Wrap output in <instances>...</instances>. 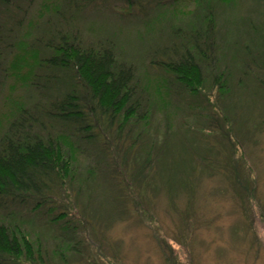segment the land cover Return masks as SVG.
<instances>
[{
    "label": "rangeland",
    "instance_id": "374dc122",
    "mask_svg": "<svg viewBox=\"0 0 264 264\" xmlns=\"http://www.w3.org/2000/svg\"><path fill=\"white\" fill-rule=\"evenodd\" d=\"M61 1L34 0L22 24L26 26L30 20L35 25L42 23L48 7L51 9L53 4ZM165 2L160 0V3ZM142 4L145 6L141 9L143 19L140 21L137 7L128 9L119 0H94L93 7L81 3L78 11H72L74 15L68 25H65V18L61 22L66 31L77 32L84 43L110 39L120 59L136 69L138 86L147 90L149 97L155 100L156 110L149 114L151 121L144 129L149 135L146 144L151 145V139L154 144L163 143L168 135L166 157L162 160L160 176L152 174L140 187L142 195L136 193L142 205L134 207L132 203L138 200L133 194H126L130 197L128 214L116 215L111 201L116 189L98 178L92 183L89 181L90 190L95 195L87 213L83 210L86 199L82 195L78 201L74 193L69 197L57 195L52 198L54 205L65 203L72 206L67 213L75 224L69 225L71 230L65 235L60 228H52L35 217L31 202L24 200L17 206L7 200L0 212H11L23 230L41 240L49 252L47 264H264V87L258 90L256 97L253 92L256 83L243 72L247 67L250 76L262 78L257 68L264 61V45L262 47L260 43L264 39V0H204L213 12L212 19L217 22L215 36L217 38L220 34L221 37L216 39L213 53V76L225 73L227 84L221 82L229 87L227 92L230 93L220 96L210 69H204L206 80L202 96L198 98L179 94L176 86L167 90L162 71L146 58L148 51L159 46L158 39L164 42L162 38H167L166 28L185 26L189 14L197 10V4L180 1L172 5L165 3V8L154 7L151 0H144ZM66 17L70 20L68 15ZM9 34L4 30V39ZM21 36L22 33L14 31L7 43L16 46ZM27 36L23 39L29 43L38 37L37 33ZM19 55V47H12L5 56L6 64ZM27 71L28 67L22 68L17 77L9 72V76L0 81V138L19 105L31 101L27 84L21 80ZM224 116L229 119L231 128L224 122ZM219 124L225 132L237 131V140L233 137L239 145L235 158L242 160L240 158L244 156L245 167L240 171L254 179V197L251 201L245 198L244 206L232 194L225 175L214 174L210 169L209 162H214L217 153L221 157L231 156L233 152L232 138L228 144L227 140L223 144L220 137L209 132L212 130L214 134L220 130ZM113 136L114 130H111L107 138L110 144L116 145L117 142H111ZM134 137L133 133L120 146H129ZM199 137L201 139L197 140ZM151 149L154 154L155 148ZM118 158H113L114 170L110 168L109 172L113 177L118 175L124 188L125 183L131 181L129 176L124 179L118 174ZM76 160L81 165L79 171L83 179L90 163L81 157ZM195 160L207 168L192 177L191 191H185L183 185L177 187L186 179L180 175L173 184L176 185L173 196L169 197L167 172L170 162L192 164ZM112 182L116 181L113 179ZM147 182L151 183L150 188L146 187ZM75 183H79L78 180ZM85 214L95 215L96 220L89 225H80L78 221L85 219ZM62 241L71 242L75 251L66 253Z\"/></svg>",
    "mask_w": 264,
    "mask_h": 264
},
{
    "label": "trees",
    "instance_id": "16d2710c",
    "mask_svg": "<svg viewBox=\"0 0 264 264\" xmlns=\"http://www.w3.org/2000/svg\"><path fill=\"white\" fill-rule=\"evenodd\" d=\"M93 1L62 0L53 4L51 9L48 7L46 17L42 16V23L35 25L30 20L24 26L23 19L34 0H0V81L7 78L9 72L17 77L22 68L28 67L26 76L21 80L27 84L31 95V101L19 105L6 132L0 138V208L7 200L17 206L23 204L24 200L31 202L35 217L52 228H60L64 235L71 230L69 225L75 224L67 213L72 210V206L65 203L54 205L52 198L57 195L69 197L74 193L78 201L82 195L86 199L83 210H87V213L95 195L90 190L89 181L92 183L95 179L102 178L107 186L116 189L111 201L117 213L113 212L116 215L127 213L130 197L126 196L131 193L138 200L136 193L142 195L141 185L152 174L160 176L162 160L166 157L168 135L163 143L158 142L157 145L151 139V145L146 144L149 135L144 129L151 121L149 114L153 113L156 104L149 97L148 91L138 86L139 77L135 74L133 65L120 59L115 47L110 44V39L100 38L84 43L77 32L72 34L66 31L61 23L65 18V25H68L74 15L72 11H78L81 3L93 7ZM119 1L128 9L139 8L138 21L143 19L141 9L145 6L142 4L144 0ZM180 1L195 2L198 8L189 14L190 18L184 27L171 25L166 28L167 38H162L164 42L158 39L159 46H155L154 51H148L150 53L146 58L150 59L151 65L162 71L167 90L176 86L179 94L185 93L198 98L202 96L206 80L204 69H210V76L214 75L213 53L217 45L216 39L221 37L220 34L217 38L215 36L217 22L212 19L213 12L204 4V0H166L165 3L172 5ZM151 2L154 7L166 6L160 0ZM4 30L10 33L5 39ZM14 31L16 34L22 33L16 46L12 42L7 43ZM33 33L38 36L33 43L23 39L27 35L31 37ZM260 43L263 47L264 39ZM3 47L5 49L2 50ZM12 47H19L21 55L6 64L5 56ZM260 64L257 69L262 78L258 75L250 76L247 67L243 70L244 76L256 83L253 89L256 97L258 90L264 87V61ZM224 76L223 72L213 76V84L217 85L222 97L230 93L227 92L229 87L221 82L227 84ZM223 105L226 106L225 102ZM224 122L229 123L231 128V123L225 116ZM218 129L220 130L214 131V134L212 130L209 132L220 137L221 143L227 140L228 144L232 138L230 146L233 152L231 156L225 155L222 158L218 153L215 154L214 162H209L210 169L214 174L225 175L232 194L244 206L245 198L250 200L254 197V179L243 175L244 156L240 158L242 160L235 158L237 131L225 132L221 124ZM111 130H114L111 142H117L118 145H112L108 141ZM133 133L135 137L132 143L120 146ZM199 139L201 137L197 138ZM151 147L155 148L154 154ZM118 155L121 156L118 158ZM77 157L90 163L83 179ZM116 157L120 160L116 165L118 174L123 175L124 179L129 176L131 181L125 183L124 188L121 187L118 175L113 177L109 172L112 165H115L113 158ZM196 160L192 164L170 162L168 185L166 183L169 197L173 196L176 189L173 184L180 175L186 179L179 182L177 187L183 185L185 191H191L192 177L207 168L203 164H197ZM113 179L116 182H112ZM75 180L79 183H75ZM149 186L151 183L147 182L146 187L150 188ZM140 201L133 202L132 205L140 207ZM3 212H0V264H47L49 252L43 247L41 240L23 230L11 212L2 214ZM245 213L247 217L248 214ZM85 215V219H78L80 225H89L92 220H96L95 215ZM62 244L65 245L66 253L75 251L71 242L62 241Z\"/></svg>",
    "mask_w": 264,
    "mask_h": 264
}]
</instances>
